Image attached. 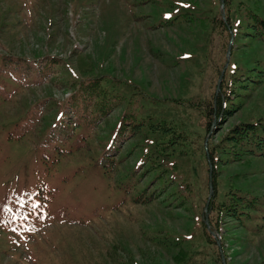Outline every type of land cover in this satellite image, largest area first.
<instances>
[{
  "label": "rangeland",
  "instance_id": "obj_1",
  "mask_svg": "<svg viewBox=\"0 0 264 264\" xmlns=\"http://www.w3.org/2000/svg\"><path fill=\"white\" fill-rule=\"evenodd\" d=\"M246 7L264 18V0H0V264H264V157L225 142L264 116ZM95 76L102 117L72 97ZM221 93L234 110L208 119ZM230 192L257 200L221 214Z\"/></svg>",
  "mask_w": 264,
  "mask_h": 264
},
{
  "label": "trees",
  "instance_id": "obj_2",
  "mask_svg": "<svg viewBox=\"0 0 264 264\" xmlns=\"http://www.w3.org/2000/svg\"><path fill=\"white\" fill-rule=\"evenodd\" d=\"M246 14L250 20L249 28L251 31L261 38H264V18L256 13L251 7H246ZM173 22L174 21L170 19L167 20L165 24H172ZM101 80L102 78L100 76H95L87 81H80L78 83V88L72 97L75 98L77 92L78 94L80 92L83 93V95L85 94L84 96H87L89 102L94 97L93 104L97 105V110L102 111V113H100L102 117L108 111H110V107L112 106L107 97L108 92L105 91L100 85ZM226 98L227 96L223 95V93L216 96L212 105H209V107L206 109L208 119L216 117L217 120H219V117L222 116V114H229L228 112H232L234 110L232 107L233 103L229 101L227 102ZM162 126L174 131L173 127L170 125ZM225 142L228 144H233V146H240L242 147L241 149H243V151L251 155L259 154L260 156L264 157V116L253 121H241L233 125L228 130ZM215 154V149L209 148V151L207 152V158L212 164L217 160V156ZM216 175L217 173H215V167H213L212 183L214 188ZM256 200L257 199L255 197H250L249 194L246 193L239 194L230 192L227 194L226 199L223 200L219 205V211L221 214L227 213V215L237 217L238 215H243V209L248 205L247 201L255 202Z\"/></svg>",
  "mask_w": 264,
  "mask_h": 264
},
{
  "label": "water",
  "instance_id": "obj_3",
  "mask_svg": "<svg viewBox=\"0 0 264 264\" xmlns=\"http://www.w3.org/2000/svg\"><path fill=\"white\" fill-rule=\"evenodd\" d=\"M230 52V45L228 47V53ZM208 184L210 187V192H209V198L211 197V195L213 194V183H212V167L211 164L209 162V173H208ZM209 200V199H208Z\"/></svg>",
  "mask_w": 264,
  "mask_h": 264
}]
</instances>
